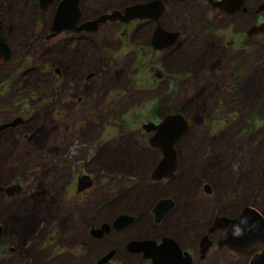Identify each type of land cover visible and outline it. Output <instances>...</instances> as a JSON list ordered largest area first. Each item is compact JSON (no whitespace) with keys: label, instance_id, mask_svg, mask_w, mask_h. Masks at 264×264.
I'll return each instance as SVG.
<instances>
[{"label":"rangeland","instance_id":"rangeland-1","mask_svg":"<svg viewBox=\"0 0 264 264\" xmlns=\"http://www.w3.org/2000/svg\"><path fill=\"white\" fill-rule=\"evenodd\" d=\"M120 3L84 0L82 7L85 15L92 17ZM52 10L51 6L40 10L37 0H0L1 29L14 52L11 62L0 59L1 103H11L10 114L27 113L29 121L32 119V131L17 129L14 140L4 146L8 154L16 142L17 159L4 166L0 179H16L23 191L1 206L0 223L5 226L3 240L8 255H0V264H21L24 254L9 255L8 248L15 247L18 238L29 233V227L37 228L33 237L40 230L44 232L47 224L41 220L47 221L60 206L72 216V224L78 220L77 214L83 211L86 216L95 204L104 214L106 206L100 202L111 181L104 185L105 178L98 180L101 169L116 180L134 174L143 176L153 165L156 151L143 147L146 138L138 128L143 121L174 110L192 120L190 130L178 144L179 172L186 175L184 186L187 190L195 188L198 182L193 181L198 178L208 180L216 192L215 197H208L207 203L183 217L204 216L207 209L203 206L211 211L213 205L223 202L225 211L230 212L234 210L231 198L235 203L240 198L242 203L255 197L264 211V35L257 38L256 44L235 39L233 48L224 47L225 61L213 70L210 60L231 38L232 26L246 27L248 16L209 13L202 21L196 20L201 11L197 10L186 22L184 42L177 53L165 52L149 60L133 51L132 35L138 31L130 32L128 38L116 24L105 25L86 37L60 33L47 40ZM177 24L182 25V21L179 19ZM221 32L225 38L219 36ZM161 63L172 68L192 67L196 76L202 72L201 80H153L149 67L164 70ZM201 65L204 69L196 73ZM55 67L64 72L65 80L42 72ZM88 68L96 72V80H81ZM51 127L55 129L49 130ZM85 154L89 157L87 166L79 159ZM0 157L7 158L3 154ZM82 167L91 171L96 183L78 198L70 191L69 183ZM175 187L172 183L163 189L174 194ZM189 192L185 199L193 196ZM148 198L144 194L139 200ZM5 205L12 207L4 211ZM44 205L49 209L36 214ZM61 217L63 210L60 216L58 213L59 224ZM62 227L68 239L79 231ZM51 231L57 234L55 228Z\"/></svg>","mask_w":264,"mask_h":264},{"label":"flooded vegetation","instance_id":"flooded-vegetation-1","mask_svg":"<svg viewBox=\"0 0 264 264\" xmlns=\"http://www.w3.org/2000/svg\"><path fill=\"white\" fill-rule=\"evenodd\" d=\"M37 1L38 8L42 11L48 6L53 8L51 12V19H53V14L60 0H53L44 8L40 6L39 0ZM219 1L222 0H121L119 5H110L102 9V11L94 13L92 17H87L82 7L84 0H81L82 18L80 22L94 19L104 13H111L113 10L123 13L126 7L134 4L146 5L152 3L156 6V12L159 16L135 18L124 22L108 20L100 24L95 31L60 33H74L86 37L98 33L101 27L105 25L116 24L121 27V34L123 36L126 35L128 38L130 32L138 31L136 35L135 33L132 35L133 51L140 54V56H147L149 60H153L154 57L157 55L161 56L165 52H168V55L177 53L184 42L183 36L185 26L187 27L186 22H188V18L191 20L195 16L197 10L201 11L196 15V20L202 21L203 19L207 20L206 16L209 13L212 15L221 13L229 17L248 16L249 21L246 27L234 28L232 26L231 38L224 42L220 48L216 45L219 49L216 54L210 57V60L213 61L211 66L213 70L221 66L222 62L225 61L224 47L233 48L235 39L238 38L241 43L250 42L256 44L257 38L264 35V30L258 31L259 27L264 24V0H255L253 6L250 4L252 0H239V3L229 4H218ZM171 7L173 10H171ZM228 7L230 9L234 8L235 11L228 12L226 10ZM179 9V14H177L176 11ZM179 19L182 21V25L177 24ZM200 26H203V22ZM157 27H161V30L166 33L177 34L170 45L159 48L167 42V38L159 37L160 33H157ZM0 33L4 41L9 45L2 32L1 22ZM219 36L225 38V33L221 32ZM46 39L48 40L47 36ZM9 47L13 54L11 60H5L0 55V59L5 63L11 62L14 58L13 49L10 45ZM214 47L215 44L213 42L212 48ZM232 59H234V56H232ZM161 64L164 66V63ZM164 67H166L164 70L152 66L149 67V73H153V80H201L202 72L200 71L204 69L201 65L198 72H196H200V74L196 76L192 67L191 69H182V66L172 68L165 65ZM43 68L44 65L41 69ZM137 69L140 68L137 67ZM42 72H46V74L53 73L56 77H63V80H65L64 72L58 67L49 68ZM81 80H96V72L88 68ZM203 80H205V77ZM1 96L2 92H0V154H3L8 159H1L0 157V178L3 176L1 171L4 166L14 162L13 158L17 159V153L15 152L17 143H13L12 151L7 154L6 149H4L5 142L14 140L17 129L25 128V131H32L29 128L32 119L29 121L26 116L27 113H24L26 115L19 113L10 114L12 105L10 102L2 105ZM81 100L82 97L79 96L78 101L81 102ZM177 112L181 113L188 121V128L175 143L177 168L171 177L152 180L150 175L161 160L162 153L159 148L153 146L150 142L156 131H147L143 126L148 123L157 125L167 114ZM13 122L17 123L13 124ZM191 122L192 120L179 110L168 112L157 119L152 118L143 121L138 128V131L143 133L146 138L145 144L144 141L142 142L143 147L146 145L150 150L156 151V156L152 159L153 165L144 172V175L134 174L131 178L116 180L115 177L101 169L98 180L102 181L105 178L107 181L104 182V185L111 181V185L105 190L104 201L100 202V205L106 206L104 214L100 212V209L95 204L87 210V217L82 211V213L77 214L76 218L78 220L72 224V216L64 210V207L60 206L55 215L49 217L47 221L41 220V223L47 224L44 232L40 230L36 237H33L34 230L37 228L29 227V230L31 229L29 233H26V236L22 239L18 238L19 243L15 247L10 246L8 248L9 255L21 254L22 256L23 253L24 258L22 257L21 264H249L252 257L256 256L264 248V238L262 239L261 237L264 226L260 228L261 232H259V235L250 236L248 245H240L239 242L231 241L225 236L230 225L224 226V220L237 218L245 208L249 207L257 211L264 222V211L256 203L255 197L242 203L239 201L240 198H237L236 203L231 198L230 204L234 210H230V212L225 211V202H223L219 206L211 205V211L207 205L203 206L207 209L204 216L196 214L192 219L183 217L189 210H193L203 202L207 203L208 197L216 196L215 188L208 180L196 178L193 181L198 182L195 188L188 190L183 184V179L186 175L179 172L181 163L178 144L185 137L184 135H186L187 131L190 130ZM54 127L58 128V124H55ZM54 127L49 128V130L55 129ZM51 134L49 131V135ZM2 147L3 153L1 151ZM64 153L65 151H62V154ZM81 158L87 166L89 157L85 154L84 157L79 159ZM263 168L264 164L261 170L264 179ZM207 175L204 174V176ZM82 178L87 179L85 184L80 181L83 180ZM176 180H179V182L177 183ZM95 183L96 179L91 171L86 167H82V170L79 169L70 179V191L80 198L81 194L92 189ZM172 183L176 185L174 194L168 193L167 190L165 192L164 189ZM177 186L178 190L176 191ZM22 191V185L16 179L9 177L4 181L0 179V210L2 205L11 203ZM146 191L148 193H145ZM188 192L189 194L192 193L193 196L188 195V199H185L184 197H187ZM144 194L149 195V198L147 200H139V198L144 197ZM162 200H169L171 207L164 209L165 206H162L158 213L162 212V215L157 217L154 208ZM213 204H215V201ZM215 205H218V203ZM5 207L6 210L4 211H8L12 206L5 205ZM45 209H49V206H40L36 214L43 213ZM61 210L64 211V217H61L62 221L59 224L57 217L58 213L60 216ZM122 217L125 218L122 219ZM62 226L65 229L73 227L79 229V231L73 233L72 237L68 239L69 237L65 238ZM0 227V255H8V252L5 253L6 244L3 240L5 226L0 223ZM52 228L57 230L56 235L52 231L50 232ZM226 241L237 248L249 249L250 252L238 253L228 247ZM35 244L38 246L36 247Z\"/></svg>","mask_w":264,"mask_h":264},{"label":"water","instance_id":"water-1","mask_svg":"<svg viewBox=\"0 0 264 264\" xmlns=\"http://www.w3.org/2000/svg\"><path fill=\"white\" fill-rule=\"evenodd\" d=\"M53 0H39L40 6L44 8L47 4L51 3ZM81 0H60L55 12L53 14V19L49 27V34L47 38L54 37L60 32H81V31H95L98 29L100 24L105 23L108 20H120L121 22L129 21L135 18L141 17H158L159 14L156 12V6L151 4L141 5L134 4L128 6L124 9V12L118 10H113L111 13H104L97 16L94 19L81 21L82 12L80 9ZM239 0H222L218 4H229V3H239ZM159 8V7H158ZM161 8V7H160ZM228 12H234L235 9L226 8ZM161 11V10H159ZM264 30V24L259 27L258 31ZM157 33L159 37H166L167 42L160 46L159 48H164L170 45L173 39L177 36L174 33H166L161 30V27H157ZM156 33V34H157ZM155 34V35H156ZM0 55L5 60H11L13 54L9 45L4 41L0 33ZM17 122H13L15 124ZM143 128L147 131L155 130V134L150 139L153 146H156L161 150L162 158L159 163L153 169L150 178L152 180H160L162 178L171 177L177 168L176 150L175 143L182 136V134L188 128L187 119L179 112L167 114L160 123L155 125L154 123H148L144 125ZM264 175V168H263ZM84 178V177H83ZM82 178V179H83ZM85 184L87 179L80 180ZM164 204V205H163ZM169 200L160 201L154 208L155 214L158 216L162 215L159 213V209L163 206L167 209L170 206ZM125 217H122L124 219ZM224 226L230 225L228 231H226L225 236L231 241H237L240 245L247 244L249 238L252 235H259L261 232L260 228L264 226L263 219L261 215L249 207L245 208L237 218L224 220ZM222 223V221H221ZM264 228V227H263ZM1 229V227H0ZM1 232V231H0ZM262 239L264 238V231L261 232ZM228 247L233 249L238 253H249L250 250H243L237 248L236 246L230 244L226 241ZM238 245V244H237ZM249 264H264V248L261 252L257 253L256 256L252 257Z\"/></svg>","mask_w":264,"mask_h":264}]
</instances>
